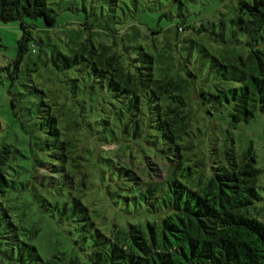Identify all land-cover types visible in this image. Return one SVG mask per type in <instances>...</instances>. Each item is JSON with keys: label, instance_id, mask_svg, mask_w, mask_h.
<instances>
[{"label": "trees", "instance_id": "obj_1", "mask_svg": "<svg viewBox=\"0 0 264 264\" xmlns=\"http://www.w3.org/2000/svg\"><path fill=\"white\" fill-rule=\"evenodd\" d=\"M101 1L98 12L92 9L91 23L83 4L84 30L98 27L105 33L103 22L117 18L119 0ZM131 1L137 11L139 0ZM172 1L180 8L195 0ZM56 16L48 0H0V22L17 23L21 31L11 67L0 68L7 71L0 83L13 124L26 136V149L0 139V256L8 264L56 263L58 256L43 260L34 246L20 241L39 231L28 215L33 210L59 226H71L66 232L76 234L74 245L85 261L72 258L62 264H264V205L258 192L262 171L249 148L237 154L232 137L233 130L264 116V0H238L228 25L179 23L193 34L182 39L189 45L179 51L174 43L168 45L174 52H187L188 59L172 65L174 76L165 61L171 56L123 44L125 35L120 47L115 26L110 44L97 42L92 33L80 40L78 31L67 35L65 50L57 45L35 50L33 29L38 23L53 29ZM148 32L154 35L161 28ZM203 34L228 49L220 53L218 47L211 54ZM194 51L209 90L193 91L192 98L209 115L227 113L229 130L222 145L217 136L206 142L200 129L192 127L180 68L191 62ZM30 54L56 71L72 73L66 82L91 78L89 89L98 93L100 109L77 112L54 106L44 100L43 90L34 89L39 94L34 112L33 103L15 89L23 56ZM185 73L194 77L187 65ZM82 131L97 135L93 140L99 146L117 147L110 158L98 154L94 171L86 165L85 154L92 151L82 146ZM23 159L30 161L28 176ZM92 177L97 183L89 182ZM97 186L105 206L115 215L122 213L124 223L115 216L108 221L99 198L88 197ZM56 196L60 199L54 201Z\"/></svg>", "mask_w": 264, "mask_h": 264}, {"label": "rangeland", "instance_id": "obj_2", "mask_svg": "<svg viewBox=\"0 0 264 264\" xmlns=\"http://www.w3.org/2000/svg\"><path fill=\"white\" fill-rule=\"evenodd\" d=\"M48 2L52 4V7L57 12L56 26L50 30L43 27L41 23L37 24L33 29V36L37 41L35 50H50V46L52 45H57L61 50H65L64 45L66 44L67 35L74 37V32L78 31V35L82 36L80 40L92 33L93 39L97 42L101 41L110 44L114 40L113 27L115 26L121 34L116 39L120 47H122L121 38L125 35L122 38L123 44H130L131 47L142 45L148 52H155L157 54L159 50H162L166 56H171L170 60L165 61L171 66L170 74L174 76L176 71L172 65H177V62L181 61L182 58L183 61L188 59L185 54L187 52H174V48L170 46L172 49L170 50L168 45L170 42L174 43L179 51L181 46L189 45V43H182V39L187 35L189 37L191 36L190 34H193L188 29L183 30L178 24L184 21L183 25L187 27L188 24L200 26L207 21H212V23L216 24L226 23L227 19L233 16V8L236 6L238 0H195L192 3H187L186 6L182 5L180 8L172 0H139L137 11L131 0H119L114 7L117 18L110 19V22H103V25L108 28V31H105V33L98 30V27L84 30L82 26L83 18L86 16L82 9L83 4L88 11V21L91 23L94 20L91 16L92 9L98 12L102 3L101 0H48ZM180 9L183 11L181 13L182 17L178 16ZM149 17L154 18L157 23L150 20ZM92 24L95 25V22ZM157 25L161 28V32L154 35L150 34L148 31H151ZM226 25L228 24L226 23ZM178 27L180 31L177 29ZM219 27L220 25H216L215 30L220 31ZM146 28H148V31H145ZM205 36L209 40L203 39V44L209 49L211 54H217L216 49L218 47V52L220 53L228 49L227 45L213 41L210 35ZM176 37H179V41H176ZM19 38H21V31L17 23L4 24L0 22V68L11 67L9 63L16 57V42ZM192 38L200 40L197 36ZM160 53L163 54L162 52ZM41 55L43 56V54ZM198 56L199 54L194 51L191 62L188 64L184 62V65L180 68L183 78L187 81L185 84L187 110L192 117V127L194 129L198 128L201 131V134L198 133L200 137L203 135L206 142H209V138L214 139L217 136L219 138L218 144L222 145L226 138L225 133L229 130L227 113L223 110L221 113L209 115L206 112L207 107L202 106L196 100V97L192 98L194 95L193 91H198L199 89L209 90L208 83L203 82L206 72L198 70L199 63H196ZM185 64L194 77L186 75ZM164 67L166 66L164 65ZM5 74H7V71H0V82L4 81L3 76ZM18 75L19 77L15 81V89L25 94L24 97L33 103L34 112L36 111L34 104L38 102L39 96L34 89L43 90L46 95L44 100L49 104H54V106L57 104L58 106H63V108H73L77 112L84 108L100 109L99 100L97 101L99 99L98 93H93L89 89L92 83L89 77L78 79L74 83L66 82L68 78H74L72 73L56 71L44 61L36 60L33 54L23 56ZM73 88L78 93L77 96L74 95ZM89 97H92V99L89 100ZM76 99H80V101L84 100L86 103L77 104ZM100 104L101 106H105L102 100H100ZM107 108L110 110V105H107ZM12 119V110L5 85L0 83V139L18 148L26 149V136L22 131L17 130ZM92 134L96 133L92 131ZM96 137L97 135L91 138L84 131L79 133L82 146L86 150L92 151L85 154L86 158L90 160L86 163L89 171L95 170V166L97 165L95 158L98 154L105 158H110L117 151V147L110 146V144L104 146H99L98 142L95 144L94 140ZM232 137L237 154L249 148L255 155L256 167L262 171L258 180V192L263 197L261 204L264 205V116L258 115L248 124L233 130ZM42 154L43 152L39 151V155L42 156ZM46 160H49V158H46ZM29 162V160H22V165L28 169V172H23L26 176L32 171ZM104 164L101 163L98 166H103ZM89 182L97 183V179L95 177L89 178ZM98 188L99 186L91 188L88 191V197L90 199L99 198L100 203L98 206H102L105 209L102 212L107 215L108 221L110 220V216H115L119 222L124 223L126 219L122 213L118 212L115 215V212L110 211L105 206V200L103 201L101 191ZM88 197L86 199H89ZM53 199L55 201L56 199H60V197L56 196ZM29 202L31 201L29 200ZM33 206L36 208L34 204L30 205V207ZM28 215L30 219L32 217V220L37 223L39 231L31 239L21 236L22 239L20 241L34 246L43 260L58 256L55 264H62L63 261L72 258L85 261V255L74 245V241L77 240L76 234H68L66 232L67 228L71 226L66 224L59 226L53 220L38 212L33 214V210H28ZM0 249H2V245H0ZM0 264H8L2 256H0Z\"/></svg>", "mask_w": 264, "mask_h": 264}]
</instances>
